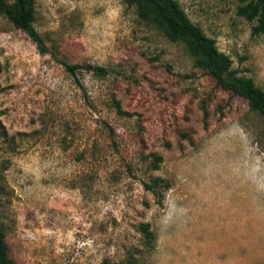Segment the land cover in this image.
<instances>
[{"label":"rangeland","instance_id":"374dc122","mask_svg":"<svg viewBox=\"0 0 264 264\" xmlns=\"http://www.w3.org/2000/svg\"><path fill=\"white\" fill-rule=\"evenodd\" d=\"M33 1L47 53L0 9V227L10 256L264 264L263 117L137 4ZM176 1L264 89V32L238 14L240 0ZM63 62L79 64L77 74Z\"/></svg>","mask_w":264,"mask_h":264},{"label":"trees","instance_id":"16d2710c","mask_svg":"<svg viewBox=\"0 0 264 264\" xmlns=\"http://www.w3.org/2000/svg\"><path fill=\"white\" fill-rule=\"evenodd\" d=\"M125 1L137 4L140 17L155 22L171 41L184 42L194 57L197 67L213 76L219 87L245 98L251 109L257 111L264 119V89L251 78L238 75V70L233 68L231 57L218 48L215 39L207 36L199 25L192 22L185 9L176 0ZM0 9L5 12L4 0H0ZM7 10L10 21L26 31L42 53L49 52L44 36L34 25V1L16 0L14 5L7 6ZM238 14L248 20L257 21V25L253 27L254 34L264 32V0H240ZM63 63L69 72L73 75L77 74L79 64ZM88 67L101 76L109 73L108 68L104 66L89 64ZM159 181L157 179L155 184ZM143 230L148 233L149 224H144ZM0 264H18L10 256L6 233L1 227ZM102 264L112 263L104 261ZM131 264L136 263L132 261Z\"/></svg>","mask_w":264,"mask_h":264},{"label":"water","instance_id":"95a60500","mask_svg":"<svg viewBox=\"0 0 264 264\" xmlns=\"http://www.w3.org/2000/svg\"><path fill=\"white\" fill-rule=\"evenodd\" d=\"M4 9H5V12L8 14V10H7V6L4 4Z\"/></svg>","mask_w":264,"mask_h":264}]
</instances>
